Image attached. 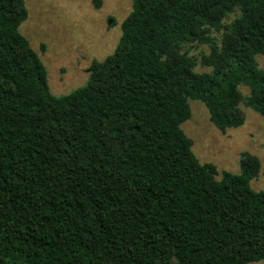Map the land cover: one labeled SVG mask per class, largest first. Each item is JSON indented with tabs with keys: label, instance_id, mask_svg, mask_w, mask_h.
Wrapping results in <instances>:
<instances>
[{
	"label": "trees",
	"instance_id": "16d2710c",
	"mask_svg": "<svg viewBox=\"0 0 264 264\" xmlns=\"http://www.w3.org/2000/svg\"><path fill=\"white\" fill-rule=\"evenodd\" d=\"M27 17L0 0V264L263 260L260 157L218 178L182 124L190 99L222 131L242 102L264 115V0H133L114 52L59 96Z\"/></svg>",
	"mask_w": 264,
	"mask_h": 264
},
{
	"label": "rangeland",
	"instance_id": "374dc122",
	"mask_svg": "<svg viewBox=\"0 0 264 264\" xmlns=\"http://www.w3.org/2000/svg\"><path fill=\"white\" fill-rule=\"evenodd\" d=\"M26 0L28 17L20 26L48 69L54 95L68 94L87 84L88 67L94 59L112 54L122 35V23L133 9V0ZM45 45L44 51L42 45ZM189 47V46H188ZM203 46L192 47L198 53ZM256 60L264 67V54ZM207 69V68H204ZM246 96L249 88L240 86ZM192 115L182 128L193 141V151L202 162H212L221 172H240L241 153L257 154L262 162L254 189L264 190V115L247 106L242 125L220 130L210 119L206 104L190 99ZM248 264H264V259Z\"/></svg>",
	"mask_w": 264,
	"mask_h": 264
}]
</instances>
